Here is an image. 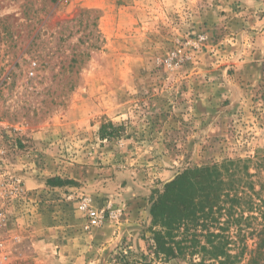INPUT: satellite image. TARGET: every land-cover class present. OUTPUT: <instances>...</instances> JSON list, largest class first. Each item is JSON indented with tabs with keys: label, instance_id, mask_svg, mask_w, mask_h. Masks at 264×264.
Instances as JSON below:
<instances>
[{
	"label": "rangeland",
	"instance_id": "1",
	"mask_svg": "<svg viewBox=\"0 0 264 264\" xmlns=\"http://www.w3.org/2000/svg\"><path fill=\"white\" fill-rule=\"evenodd\" d=\"M144 2L138 22L124 11L129 32L113 37L103 10L78 0H0V118L23 130L20 147L31 144L45 164L22 172L33 203L7 228L0 264H191V252L155 254L153 200L185 170L226 160L249 161L243 182L254 198L253 211L243 205L234 215L246 231L238 235L234 222L226 233L233 254L242 238L248 244L237 264H248L264 237L256 231L264 227V80L242 86L240 108L201 102L237 71L219 54L203 63L214 39L197 15L245 10V0ZM199 35L206 41L195 49ZM206 107H225L231 118L210 130ZM109 125L117 130L101 136ZM85 203L103 212L98 227L86 229Z\"/></svg>",
	"mask_w": 264,
	"mask_h": 264
},
{
	"label": "trees",
	"instance_id": "2",
	"mask_svg": "<svg viewBox=\"0 0 264 264\" xmlns=\"http://www.w3.org/2000/svg\"><path fill=\"white\" fill-rule=\"evenodd\" d=\"M108 128L117 130L113 125L104 126L101 136ZM248 162L226 160L220 164L192 167L165 186L154 198L150 209L157 256L168 260L191 252V264H208L210 260L218 264H237L243 260L247 242L242 238L239 241L242 244L240 253L233 254L232 242L226 233L235 222L238 235H242L246 230L239 223L240 218L234 215L246 212V209L241 210L243 205L248 211L254 209V198L248 195L243 182V173L251 176ZM56 181L53 178L49 183L56 187ZM224 213L227 220L221 224L220 217ZM211 228L217 229L212 232ZM256 231L264 234V227ZM202 238L206 242L202 243ZM263 249L264 237L250 251L248 264H264V261L260 263ZM196 254L201 256L200 262L193 259Z\"/></svg>",
	"mask_w": 264,
	"mask_h": 264
},
{
	"label": "crops",
	"instance_id": "3",
	"mask_svg": "<svg viewBox=\"0 0 264 264\" xmlns=\"http://www.w3.org/2000/svg\"><path fill=\"white\" fill-rule=\"evenodd\" d=\"M125 1L127 3V0H78V3L83 7L102 9L104 12L103 25L107 27V34L116 37L121 34V28L124 29L125 34L129 32L125 25L132 20L126 19V11H128V16L133 17V20H136L137 11H146L147 2H144L145 0H133L135 5L132 6L130 2L128 7L123 4ZM155 3L163 7V0H155ZM245 3V10L231 11L229 7H226L227 12L223 14L205 9L197 15L199 16L197 20L202 22L203 31H208L210 38L214 39L209 50L214 55H208L210 52L204 55L203 63H213L219 54L223 61L234 63L235 71H237L234 79L227 77L228 83L221 85L219 93H204L201 102L210 107H212V102L219 99L220 101L230 100L233 105L238 102L236 105L240 104V108L245 100L243 96L245 89H241L242 86L247 83L256 85L264 80V0H245ZM129 34L131 35L132 32ZM224 108L221 107L215 111L205 108L204 115H207L210 130L214 129V124L217 125L216 121L223 122L231 118V110ZM220 126H222L221 122Z\"/></svg>",
	"mask_w": 264,
	"mask_h": 264
},
{
	"label": "built area",
	"instance_id": "4",
	"mask_svg": "<svg viewBox=\"0 0 264 264\" xmlns=\"http://www.w3.org/2000/svg\"><path fill=\"white\" fill-rule=\"evenodd\" d=\"M206 41L205 35H199L197 39L191 41L195 49H199ZM19 126L11 125L0 118V259L8 258V239L7 228L11 227L13 221L16 223L20 212L26 211L28 204L33 203L34 194L28 190L25 181V173L33 168L43 171L40 167L44 162L38 157L36 148L31 144L20 147L19 139L22 133ZM25 158L24 163H19V152ZM17 158L18 161H14ZM16 160V159H15ZM27 161V162H26ZM26 162V163H25ZM19 163V164H18ZM34 168V169H35ZM87 209L88 223L87 228L98 227L105 218L103 212L93 210L84 204ZM29 212V210H27Z\"/></svg>",
	"mask_w": 264,
	"mask_h": 264
}]
</instances>
